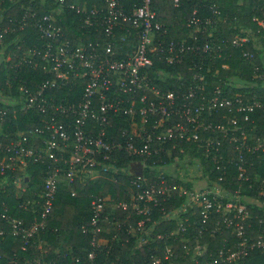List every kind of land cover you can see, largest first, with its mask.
Returning <instances> with one entry per match:
<instances>
[{
    "label": "built area",
    "instance_id": "obj_1",
    "mask_svg": "<svg viewBox=\"0 0 264 264\" xmlns=\"http://www.w3.org/2000/svg\"><path fill=\"white\" fill-rule=\"evenodd\" d=\"M159 1L11 0L8 9L15 14L8 13L7 16V10L0 8V54L4 57L1 60L6 59L3 46L7 34L32 27L37 32L38 42L23 51L20 63L38 66L48 75L36 89L23 84L20 86L23 96L8 100L12 101V106L22 103L23 109L37 108L45 117L41 125L16 132L14 138L7 142L0 140V174L11 177L8 170L15 172L19 165H28L29 160H33L46 165L47 175L40 194L41 207H34L39 218L27 224L23 219L4 212L1 218L7 227L0 225L1 237L7 234L21 237L25 248L48 226L60 182L67 180L72 195L77 196L78 192L72 185L78 178L91 177L97 171L115 174L125 170L110 160L122 151L141 157L145 167L153 155L164 151L172 157L173 149L179 143L182 145L180 152H184L183 142H191L196 151L202 152L201 156L212 159L214 171L225 174L227 163L238 158L240 177L246 179L248 156L251 152L264 150V147H259L260 138L256 144L251 143L247 123L253 122L252 113L264 111V101L256 95L248 98L245 91L229 95L231 91L221 84L211 86L207 83L206 87L203 85L206 76L203 79V75L209 65H213L211 74H214V63L230 56L232 47L239 48L246 59H255V52L249 46L255 49L261 46L259 38L264 36V0L257 4L262 16L252 18L256 26L243 25L230 39L213 37L215 27L226 20L216 4L210 6V16H202L198 8L192 11L188 19V26L194 27L191 39L169 38L168 26L160 18L157 8ZM170 1L174 7L183 4V0ZM71 14L78 20L67 23L64 16ZM75 24L85 34L70 35ZM191 57L197 58V62L188 66L192 76L179 71L180 89L163 90L159 81L172 74L151 71L156 59L168 64H182L185 58ZM233 86L229 84L228 88ZM52 89L51 94L49 91ZM62 89L68 93L58 99L55 92ZM0 112L2 117L7 115V109ZM123 117L129 120L123 124L121 119L119 134L111 135L114 119ZM218 117L222 121H217ZM5 137L9 138L8 133ZM223 139L235 143L234 156L226 158L220 152L225 143ZM169 144L172 147H166ZM176 159L179 161L177 156ZM197 165L199 169L196 172H201V177L207 176L209 183L196 184L194 177L185 180L178 172H168L167 167L171 165L165 164L158 167L160 180L145 187L148 179L139 175L133 181L137 188L130 200H120L112 206L114 209H132L140 216L130 228L140 233L138 241L141 245L145 243L144 235H153L155 226L148 223L151 222L153 208L161 204L162 197L168 200L174 196L186 197L180 210L188 206L201 208L203 223L214 212H222L223 223L226 228L234 226L238 241L232 250L220 249V259H214L211 264L221 261L245 264L242 259L252 249L264 248V233L254 241L246 236L251 212L242 200L241 190L233 194L224 191L218 181L210 179L202 162ZM194 172L189 171V175L193 176ZM8 179H1L0 189L6 187ZM17 180L19 178L15 182ZM218 180H223L222 176ZM261 195H264V190ZM108 207L105 197L93 196L90 223L81 226L91 236L92 248L88 253L91 261L97 257L100 246L109 245L116 238L115 234L111 239L102 235L110 232ZM169 217L170 214L167 215ZM216 230L219 226L215 227ZM143 232L145 234L142 235ZM197 249L201 256L206 251ZM168 252L171 254L170 250ZM32 263L43 264L40 259L26 262Z\"/></svg>",
    "mask_w": 264,
    "mask_h": 264
},
{
    "label": "trees",
    "instance_id": "obj_2",
    "mask_svg": "<svg viewBox=\"0 0 264 264\" xmlns=\"http://www.w3.org/2000/svg\"><path fill=\"white\" fill-rule=\"evenodd\" d=\"M263 3V0H183L180 7H174L170 0H161L157 3L160 12V18L165 21L169 30V38L181 39L194 34L193 26H188V19L195 8L200 10L202 16L212 15L210 6L216 4L222 11L225 21H221L213 30L214 38H233L242 29V26H256L252 18L255 15L262 16L257 4ZM0 8L5 9L8 13H14L10 8L11 0H0ZM4 15V16H5ZM5 16V17H6ZM67 23L78 20L74 15L64 16ZM70 30V35L85 34L84 31L74 25ZM69 29V27H65ZM261 46L259 49L252 48L255 52V59H246L240 49L237 47L230 48L232 57L225 60H216L215 66L222 67V63H230V69L223 70L221 74L225 80L233 77L236 81L232 88L224 84L219 76L211 78L212 83L221 84L224 89H229V95L235 93H248L247 97L252 98L256 95L264 101V76L258 78L257 63L260 67L259 73H264V36L259 38ZM37 32L32 27L24 30H17L14 33H8L4 46L5 60L0 62V111L7 109V115L2 117L0 112V140L7 142L8 139L14 138L16 132L27 130L39 126L43 122L45 115L37 108H24L23 104L18 103L12 106V101L23 96V90L20 86L27 85L31 89H36L42 80L48 75L45 74L40 67L33 65H23V51L37 43ZM229 52V53H230ZM10 58H8V57ZM8 58V59H7ZM199 60V58H198ZM257 61V62H256ZM197 62V58H185L182 64H168L161 60L154 63L151 71H165L171 76L161 82L160 87L163 90L178 91L181 87L180 80L177 79L178 72L187 73L192 76V72L188 70V66ZM256 63V64H255ZM155 74L153 73V76ZM248 83L253 84L248 86ZM213 86V84L211 85ZM227 91V90H226ZM53 93V89L49 91ZM57 98L67 94L66 90H58ZM3 97V98H2ZM12 98V101H8ZM8 101V102H6ZM253 122L247 123V129L251 138V143L256 144L257 138H263L264 144V111L254 112L251 115ZM126 119L116 118L115 126L110 128L111 135L119 134L120 120ZM217 121H222L220 117ZM128 126V125H127ZM9 134V138L5 134ZM39 143H36L38 145ZM180 143L173 149V156L168 157L166 152L160 155H153L148 159V165L143 166L142 158L139 156H130L126 152L116 153L110 159L125 170L117 173L97 171L91 177L78 178L73 188L77 190L78 195L73 196L71 187L67 180H62L59 184V191L55 201V206L51 212L47 224L48 226L41 230L37 236L33 237L30 242L23 248L24 242L21 237H13L7 234L5 237L0 236V264H26L28 260L40 259L43 264L47 262H57L58 264H211L214 259L219 258V250H232L234 244L238 241L234 226L226 228L223 223L222 212H214L211 218L203 223L200 214L201 208H192L188 206L181 209L186 197L174 196L171 199L162 197V202L153 208L151 214V222L154 225L152 236L144 235L145 243H139L138 236L140 233L131 231L130 226L135 224L140 216L136 211L122 208H113V204L120 200L129 201L132 194L136 192V186L133 181L139 175L146 176L148 181L145 187H148L152 181L160 180L158 167L165 164H175L182 169L185 175H189L190 166L195 162H202L205 170H208L209 177L213 181H218L224 191L230 194L241 190L243 202L247 204L251 217L248 219L246 236L254 241L260 234L264 233V207L260 204L264 200L261 191L264 190V151L259 150L255 156H248V162L245 165L246 179L240 177L239 160L236 158L233 162L226 165V173L214 171L215 164L211 158L196 154L194 159L191 152H197L191 142H183L186 151L180 152ZM166 147H172L171 144ZM226 158L235 155V152L226 150L224 147L220 149ZM176 156L179 161H177ZM188 159V161H186ZM157 160L156 163H153ZM195 160V161H194ZM200 160V161H199ZM197 165V163H196ZM9 183L6 187L0 189V225L7 227L1 214L6 212L9 216L23 219L29 224L39 218V213L33 212L34 207L40 209L41 198L39 202H35L31 197L32 188L39 186L42 191L44 179L47 175V167L41 162L29 160L26 171L24 173L7 171ZM222 176L223 180H218ZM5 177L0 174V181ZM22 180L26 187L23 197L16 195V179ZM182 178V177H181ZM180 183L179 179L175 180ZM187 185H191L187 182ZM35 187V189H36ZM177 194V193H176ZM103 196L109 202L106 210L109 221L107 223L110 228L109 233H103L106 238L111 239L113 235L116 238L109 242V245H102L98 248L97 257L91 261L88 253L91 250V236L84 232L81 226L89 224L91 219V200L93 196ZM38 198V197H36ZM253 199H255L253 201ZM180 210V211H177ZM174 211H176L174 213ZM171 217L167 218V215ZM155 222V224H154ZM218 222H220L218 224ZM219 226V230L215 231V227ZM182 227L184 229H182ZM145 234L144 232L142 235ZM158 238V236H160ZM140 237V236H139ZM43 239L45 244L43 249H39V242ZM200 251H206L201 256ZM58 250V251H57ZM171 251V254L168 251ZM159 260V263H155ZM245 264H264V248L256 247L242 259ZM34 264V263H32ZM218 264H237L236 261L220 262Z\"/></svg>",
    "mask_w": 264,
    "mask_h": 264
},
{
    "label": "rangeland",
    "instance_id": "obj_3",
    "mask_svg": "<svg viewBox=\"0 0 264 264\" xmlns=\"http://www.w3.org/2000/svg\"><path fill=\"white\" fill-rule=\"evenodd\" d=\"M1 56H0V61H2L1 59L2 58H4L3 56H2V54H0ZM8 57V56H7ZM229 57H232V54H231V52H230V56H228L227 58H229ZM8 58H10V57H8ZM7 58V59H8ZM226 58V59H227ZM226 59H225V61H226ZM261 59H263L264 60V57H262ZM257 62V61H256ZM256 64V63H255ZM222 65V67H219V66H217L216 65V69H215V71H214V74H211V69L213 68V65H209L208 66V69H207V71H206V73H205V75H203V79L205 78V76H206V78H205V81L206 82H204L203 83V85L204 86H206L207 87V83L208 84H213V85H219V83H215L214 81H213V83H212V79L213 78H215V77H220L221 78V74H223V70H227V69H230V67H231V65H230V63H227V62H224V63H222L221 64ZM225 67V68H224ZM256 69H257V74H258V78H262L263 76H264V73L262 72V73H259L258 71L260 70V67H258V63H257V67H256ZM212 78V79H211ZM219 78V79H220ZM222 81H224V83H227L228 85L229 84H231V85H233L236 81L234 80V78L233 77H228L227 79H222ZM251 85H253V84H250V83H248V86H251ZM264 88V87H263ZM261 90H263V93H264V89H262L261 88ZM9 135V134H8ZM249 137H250V135H249ZM250 138H252V137H250ZM261 140H260V142H259V147H264V144H263V138H261V137H259ZM258 139V138H257ZM223 141L225 142L224 143V145H223V147L225 148V149H227L228 151H231V149L234 151V149H235V143L234 142H232V141H230L229 139H223ZM170 152H172L171 150H169ZM264 151V150H263ZM192 153H194L193 154V157H194V159H196V154H199V152L197 151L196 153L195 152H191V154ZM256 154H258L257 152H251V154H250V156H255ZM186 161H188V159H186ZM195 161V160H194ZM200 161V160H199ZM196 163L198 164V162H195L194 164H192L191 166H190V169L191 170H195V172H194V175L193 176H191V175H185L184 173V170L182 171L181 169H182V165H180V168L179 169H177L176 168V165L174 164H171V166H168L167 167V170H168V172H170V173H175V172H178L179 174H181V176L180 177H182V178H184L185 180H187V179H191L192 177H194L193 178V181L194 182H196V184H198V183H200L201 185H203V184H207V183H209V181H207V176H203V177H201V172H196V171H198V169H199V167H198V165H196ZM28 164V163H27ZM26 168H27V165H19L18 166V170H16L15 172H20V173H24L25 171H26ZM191 170H189L188 168H187V171H191ZM9 175V174H8ZM10 176H5V177H3L4 178V180H6V179H8ZM199 177H200V179H199ZM2 178V179H3ZM197 178V179H196ZM4 180L2 181V183H4ZM15 186H16V195L20 198V197H23V194L26 192V187L23 185V183H22V180H17L16 182H15ZM35 187L36 186H34L33 188H32V194H31V197L33 198V200H35V202L37 203L38 202V200L40 199V194H41V190H39V186H37L36 187V189H35ZM36 197H38V198H36ZM255 199H253V201H254ZM260 204L261 205H264V202L262 201V202H260ZM33 212H34V209H33Z\"/></svg>",
    "mask_w": 264,
    "mask_h": 264
},
{
    "label": "crops",
    "instance_id": "obj_4",
    "mask_svg": "<svg viewBox=\"0 0 264 264\" xmlns=\"http://www.w3.org/2000/svg\"><path fill=\"white\" fill-rule=\"evenodd\" d=\"M44 244H45L44 240L41 239L40 242H39V246H38V248H39V249H43V245H44ZM57 251H58V250H57Z\"/></svg>",
    "mask_w": 264,
    "mask_h": 264
}]
</instances>
